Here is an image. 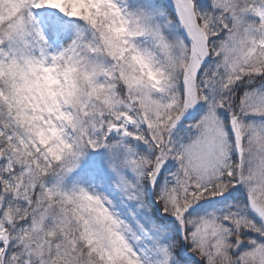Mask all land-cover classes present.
Returning a JSON list of instances; mask_svg holds the SVG:
<instances>
[{
	"label": "snow or ice",
	"instance_id": "1",
	"mask_svg": "<svg viewBox=\"0 0 264 264\" xmlns=\"http://www.w3.org/2000/svg\"><path fill=\"white\" fill-rule=\"evenodd\" d=\"M0 264H264V0H0Z\"/></svg>",
	"mask_w": 264,
	"mask_h": 264
}]
</instances>
